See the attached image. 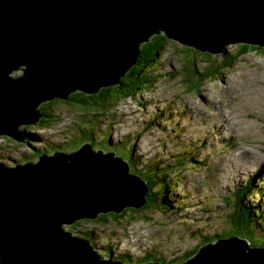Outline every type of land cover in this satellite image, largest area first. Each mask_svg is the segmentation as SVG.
Segmentation results:
<instances>
[{"label":"water","instance_id":"obj_1","mask_svg":"<svg viewBox=\"0 0 264 264\" xmlns=\"http://www.w3.org/2000/svg\"><path fill=\"white\" fill-rule=\"evenodd\" d=\"M162 32L212 54L263 47L264 0H0V134L25 142L19 125L40 120L39 103L118 84ZM92 148L0 163V264H124L64 227L148 202L128 161ZM180 264H264V247L219 238Z\"/></svg>","mask_w":264,"mask_h":264},{"label":"rangeland","instance_id":"obj_2","mask_svg":"<svg viewBox=\"0 0 264 264\" xmlns=\"http://www.w3.org/2000/svg\"><path fill=\"white\" fill-rule=\"evenodd\" d=\"M239 44H227L226 49L231 53ZM183 46L169 37L153 69L154 84L114 109L83 117L82 127H78L79 109L59 101L49 109L54 114L47 118L51 125L31 129L19 125L31 132L30 144L12 139L6 146V140L0 144L7 165L27 162L26 158L36 161L32 153L42 152L47 144L70 152L90 142L94 149L119 152L132 168H157L160 180L163 177L168 184L163 188V205L143 207L136 215L123 212L119 220L64 225L78 236H83L78 230L85 231L100 254L119 256L129 264L145 257L177 264L206 237L212 235L208 241H215L227 225L236 229L233 220L237 222L245 209L252 213L247 224H238L237 233L264 247V51L250 49L220 79L191 87L187 76L194 73V66L188 58L194 52L187 56ZM197 63L202 70L206 59L198 56ZM25 68L10 74L24 75ZM221 108L232 114L230 125V119L221 116L231 130L224 131L217 115ZM245 149L256 159L253 168L241 174L235 166L248 161ZM180 157L186 159L183 164L177 162ZM246 185L242 207L235 199L227 200Z\"/></svg>","mask_w":264,"mask_h":264},{"label":"trees","instance_id":"obj_3","mask_svg":"<svg viewBox=\"0 0 264 264\" xmlns=\"http://www.w3.org/2000/svg\"><path fill=\"white\" fill-rule=\"evenodd\" d=\"M169 41V37L164 34H156L150 40H147L144 43L140 44L141 54L137 58L135 64L130 68V70L123 76L118 84H112L105 86L103 89L99 90L95 93H86L83 91H76L70 95V97L65 100L61 98H56L43 104L42 109L46 111L48 115V109L54 107L56 102H64L68 104H72L74 107H77L79 113V121L81 123V119L87 116L100 115L103 112H107L111 109L116 108L121 101L129 99V97H135L137 95L142 94L147 88L151 87L154 84L153 78V69L158 66L159 59L162 55L163 49L165 47L166 42ZM250 49L264 51V47L254 46L248 43H240L237 45V48L229 53L225 48L224 51L219 55V58H214L211 52H203L194 46L185 44L182 47L181 51L188 52L187 56H191V50H193L194 54L192 57L188 58L189 62L193 63V71L190 76H187V79L191 85V87H201L206 81L212 80L216 81L220 79V75L227 71L228 69L234 67L238 61L242 57V55L246 54ZM198 56L206 59V64L202 70L198 68L197 59ZM146 68L145 72L142 70ZM186 79V80H187ZM140 91V92H139ZM53 115V114H51ZM51 116H45L43 119L39 120L37 125L45 126L48 120L47 118ZM83 125L80 124L79 127ZM32 125L28 127L31 129ZM108 134V132H106ZM58 148V147H54ZM48 148L45 147L43 151H46ZM131 152V148L128 150ZM117 155H121L119 152L115 151ZM131 159V157L129 156ZM127 159V158H126ZM128 160V159H127ZM185 158L180 157L177 162L183 164L185 162ZM129 161V160H128ZM131 171L135 174L141 175L145 178L146 183L149 186L148 195H152V199H148L147 205L144 209L150 207H158L163 205V188H165L168 184L165 183L164 178H159V173L157 172V168L149 167V168H135L131 169ZM248 185L240 188L237 194H234V198L231 196H227V200H234L236 204L240 207L243 206V201L246 196V191L248 190ZM159 187V188H156ZM158 189V190H156ZM140 210H136L134 208L126 209L124 212H129L131 215L138 214ZM252 211L249 209H245L242 213H240V217L237 218V222L233 223L236 226V229H233L232 226L227 225L224 230L219 234V236H231L238 232L237 227L238 224L245 225L249 221V217ZM123 214H101L96 221L104 222L110 218L119 220L120 216ZM86 222L90 220H84ZM81 222H78L79 224ZM83 235H86V232L83 230H78ZM242 237V236H241ZM209 238H214L212 235L206 237L204 242H207ZM243 238V237H242ZM89 239V238H87ZM248 239V238H247ZM90 240V239H89ZM251 242V241H250ZM92 243V242H91ZM252 244V242H251ZM202 244L197 245L190 253H188L183 260L191 257L196 253V251L200 248ZM254 245V244H253ZM254 246H259L256 243ZM108 255V254H107Z\"/></svg>","mask_w":264,"mask_h":264},{"label":"clouds","instance_id":"obj_4","mask_svg":"<svg viewBox=\"0 0 264 264\" xmlns=\"http://www.w3.org/2000/svg\"><path fill=\"white\" fill-rule=\"evenodd\" d=\"M162 33H164V32H162ZM159 34H161V33H159ZM165 34V33H164ZM156 35V34H155ZM154 35H152L151 37H150V39L153 37ZM207 52V51H206ZM13 76H18V75H13ZM103 89V88H102ZM54 100V99H53ZM51 100H49V101H47V102H50ZM46 102V103H47ZM40 110V112L43 114V116L40 118V120L41 119H43V117H45V116H51V117H48V118H54V114L53 113H51V111H49V109H48V115H47V113H46V111L45 110H43L42 108L41 109H39ZM51 114H53V115H51ZM48 120V119H47ZM53 120H55V119H53ZM78 125H80L81 123H80V121L78 120ZM95 122H97L96 120H95ZM38 123H35V124H26V128L25 129H28V127L29 126H35V125H37ZM49 125H51L50 123H47V124H45V126H41V125H37L38 127H41V128H45V127H47V126H49ZM79 127V126H78ZM20 129L22 130V131H25L26 133H27V136H26V138H25V142H22V141H18V140H16V139H14L13 137H11V136H5V135H1L0 134V144H4L5 143V140H6V144H5V146L8 144V141H9V139H12L13 141H15V142H18V143H24V144H26V143H29L30 144V141L33 139V137H32V134H31V132L30 131H26L25 129H24V126H22V127H20ZM109 136V135H108ZM102 142H103V140H102ZM84 143H90V142H84ZM83 143V144H84ZM82 144V145H83ZM82 145H80L77 149H79ZM91 145L93 146V144L91 143ZM45 147H47V148H49L50 150H49V152H46V151H39V150H36L37 151V154L34 152V153H32L33 154V157L34 158H38L39 159V157H40V155L41 154H45V153H48V154H53L54 152H56V151H61V150H57V148H54V146H50V145H48L47 144V146L45 145ZM94 147V146H93ZM58 148H60V147H58ZM55 149H56V151H55ZM77 149H75V150H77ZM75 150H73V151H75ZM95 150H101V149H95ZM103 150V149H102ZM54 151V152H53ZM112 152H114L115 153V151L114 150H111ZM64 152H66V151H64ZM70 152H72V151H70ZM107 152V151H106ZM67 153H69V152H67ZM129 153V152H128ZM115 155H117L116 153H115ZM117 156H121V157H123L122 155H117ZM124 158V157H123ZM38 159L36 160V161H38ZM126 161H128L126 158H124ZM25 161H27V162H29V161H33V162H36L35 160H29V158H26L25 159ZM5 163V158H3V157H1L0 156V163ZM129 162V161H128ZM17 163H20L19 161L17 162ZM17 163H15L14 165H10V166H15ZM22 163H26V162H22ZM129 164H130V162H129ZM130 168L131 169H133L132 167H131V164H130ZM132 172V171H131ZM133 173V172H132ZM138 175V174H137ZM140 177H142L141 175H139ZM143 178V177H142ZM144 180H145V178H143ZM146 181V180H145ZM147 184V183H146ZM148 185V184H147ZM149 187V186H148ZM149 193V192H148ZM148 203V202H147ZM147 205V204H146ZM145 205V206H146ZM144 206V207H145ZM127 209H129V208H127ZM135 209V208H134ZM126 210V209H125ZM124 210V211H125ZM136 210H140V209H136ZM123 211V212H124ZM122 212V213H123ZM109 214V213H108ZM121 214V213H120ZM101 215V214H100ZM99 215V216H100ZM98 216V217H99ZM97 219V218H96ZM96 219H94L93 221H95ZM85 220H87V219H85ZM84 220H80V221H77L76 223H74V224H72V225H74L75 226V224H77L78 222H83ZM81 223H79V224H77V225H80ZM68 231V230H67ZM72 233V232H71ZM73 234V233H72ZM73 235H75V234H73ZM78 236V235H77ZM232 236H237V237H240V238H242L241 237V235H239L238 233H236V234H233V235H231V236H216V239H215V241H207V242H204L200 247H202V246H204V245H206V244H209V243H216L217 242V240L219 239V238H227V237H232ZM80 237H84V238H89V237H85L84 235L83 236H80ZM90 239V238H89ZM88 239V240H89ZM242 239H247V238H242ZM248 240V239H247ZM90 242H92L91 240H89ZM249 241V240H248ZM250 242V241H249ZM94 246V245H93ZM95 247V246H94ZM255 247H259V246H255ZM96 249V248H95ZM199 250V249H198ZM197 250V251H198ZM197 251H196V253H197ZM99 253V252H98ZM195 253V254H196ZM100 254V253H99ZM194 254V255H195ZM100 256H101V258L102 259H111V258H113L114 260H118V261H121V262H123L124 264H129L128 262H127V260H125V259H123V258H119V256H113V254H105V253H102V254H100ZM193 256V255H192ZM191 256V257H192ZM190 258V257H189ZM189 258H187L186 260H188ZM186 260H182V261H180L179 263H177V264H180V263H182V262H185ZM147 262H157L158 264H161V262H158V261H153V260H149V258L148 257H145L142 261H140V262H138V263H136V264H142V263H147ZM167 264H175V263H167Z\"/></svg>","mask_w":264,"mask_h":264},{"label":"bare ground","instance_id":"obj_5","mask_svg":"<svg viewBox=\"0 0 264 264\" xmlns=\"http://www.w3.org/2000/svg\"><path fill=\"white\" fill-rule=\"evenodd\" d=\"M199 109V108H198ZM197 109V110H198ZM205 112H207V110L206 111H204V113ZM217 115H218V117L220 118V120H221V122H222V124H224V131H226V130H231L230 128H228L227 127V124H226V121H223L222 119H221V116H224L227 120H229L228 121V124L230 125L231 124V118H232V114L231 113H229V111L227 110V109H225V108H221L219 111H218V113H217ZM234 115V114H233ZM235 116V115H234ZM230 117V118H229ZM236 121V120H235ZM94 150V147L92 148V151ZM243 154H247V158H248V161L246 162V163H243V162H238V163H236V166H235V170L238 172V173H244V172H246V171H248V170H251L252 168H253V166H254V160L256 159L254 156H253V154L251 153V152H249V150H244L243 151ZM252 160H251V159ZM240 163H241V165H240ZM239 165H240V167H243V168H239ZM131 217V216H130Z\"/></svg>","mask_w":264,"mask_h":264},{"label":"flooded vegetation","instance_id":"obj_6","mask_svg":"<svg viewBox=\"0 0 264 264\" xmlns=\"http://www.w3.org/2000/svg\"><path fill=\"white\" fill-rule=\"evenodd\" d=\"M35 153L37 154V151H35ZM34 158V157H33Z\"/></svg>","mask_w":264,"mask_h":264}]
</instances>
